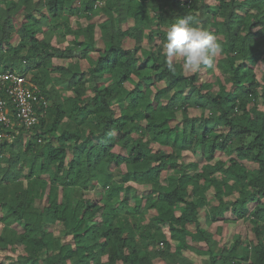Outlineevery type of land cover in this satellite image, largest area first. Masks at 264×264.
I'll list each match as a JSON object with an SVG mask.
<instances>
[{"label":"trees","instance_id":"obj_1","mask_svg":"<svg viewBox=\"0 0 264 264\" xmlns=\"http://www.w3.org/2000/svg\"><path fill=\"white\" fill-rule=\"evenodd\" d=\"M186 17L222 46L218 89L207 66L165 68L167 28ZM1 66L30 69L49 104L1 161L0 251L17 264H264V0H0ZM189 147L203 162H184ZM131 181L146 186L133 205ZM208 207L210 225L250 220L241 254V240L215 252Z\"/></svg>","mask_w":264,"mask_h":264},{"label":"rangeland","instance_id":"obj_2","mask_svg":"<svg viewBox=\"0 0 264 264\" xmlns=\"http://www.w3.org/2000/svg\"><path fill=\"white\" fill-rule=\"evenodd\" d=\"M80 3V1H79ZM86 17L83 16H74L73 20H72V26L73 28H76V26L78 24L85 26L87 24L86 22ZM97 21H99V19H97ZM51 24V28L53 30V41L56 42V39L59 38L61 31L63 30L61 27H57L56 24L50 23ZM46 26H43L42 28H45ZM47 30V29H46ZM44 33L40 34V37H43ZM98 38V37H97ZM70 39V36H67V40ZM99 40V39H98ZM97 40L96 44H99V41ZM129 44L131 42H128ZM215 67H206L203 68L201 70V78L204 81H211L213 84V88L218 89L219 87V83H218V79H217V71L214 69ZM258 75H260V72L258 70ZM65 94H70L71 92H66L64 91ZM165 102V101H163ZM263 108V107H261ZM189 112L191 115H199L202 111L200 109L197 108H190ZM179 116L181 117V112H179ZM245 140H248V138H244ZM31 140V134H24L23 138H21V140H18L17 142H14V144H8L5 146V148L0 151V166H1V161L2 159H5L9 156L10 152L9 149L12 147L13 150H19V149H25L28 147L29 141ZM46 140H48V136L46 137L43 136V140L38 142V144H43ZM13 143V142H12ZM155 148H162V149H166V150H172L174 149L173 147H165V146H160L157 143H153ZM190 149H187L184 151V162H186L187 164L189 163V161H199V162H203V150L202 147H198L197 150H195L193 152V149L191 147H189ZM218 157H222V159H229V155L226 154H218ZM116 180L120 181L121 177L116 175ZM125 186H127V190H125L124 194L126 195L127 199L130 200L131 204L133 205L135 202L136 197L142 195V193L144 192V190H146V186L140 184V183H136V182H128ZM85 196L90 198V199H94L96 198L97 200L99 198H101V196H103V190L100 188H96V189H91V190H87L85 191ZM211 206V203H209V207ZM209 207L207 208V210H205V212L203 211L202 213V219L204 220V225L205 227H207L209 230L212 231V233L217 234L216 240H215V245H214V249L215 252L218 250H221V248L223 246H228L230 244H233L235 241L237 240H241L243 241L242 245L239 246L238 248V253L241 254L242 253V249H243V245L244 242H249L250 240H252L254 238V231H253V225L251 224L249 219H237V220H233L230 218L229 222H224L223 220H217L214 221L211 225L208 224L210 223L207 218V214L209 212ZM252 209V208H251ZM221 226L222 230L219 232L217 230V228ZM51 230L54 233V236H56L57 238L61 239L64 242H70L71 240V234L67 233V230L64 228V226L61 223L52 225ZM217 232V233H216ZM175 241L173 242V250L175 248ZM21 251L17 250H13V249H7L5 251H0V264H17V256L19 255ZM188 253V256L191 257V259L193 260V264H204V258H207L205 256H200V255H196L194 253Z\"/></svg>","mask_w":264,"mask_h":264},{"label":"built area","instance_id":"obj_3","mask_svg":"<svg viewBox=\"0 0 264 264\" xmlns=\"http://www.w3.org/2000/svg\"><path fill=\"white\" fill-rule=\"evenodd\" d=\"M32 77V71L24 66L22 70L0 67V143L14 142L46 116L48 101Z\"/></svg>","mask_w":264,"mask_h":264},{"label":"clouds","instance_id":"obj_4","mask_svg":"<svg viewBox=\"0 0 264 264\" xmlns=\"http://www.w3.org/2000/svg\"><path fill=\"white\" fill-rule=\"evenodd\" d=\"M222 51V46L212 33L193 25L190 17H186L167 28L160 55L164 57V65L169 73L177 72L176 61L179 59L180 70L192 74L202 66L211 67Z\"/></svg>","mask_w":264,"mask_h":264},{"label":"crops","instance_id":"obj_5","mask_svg":"<svg viewBox=\"0 0 264 264\" xmlns=\"http://www.w3.org/2000/svg\"><path fill=\"white\" fill-rule=\"evenodd\" d=\"M221 227V226H220ZM220 230H222V227H221V229ZM215 240H216V237H215Z\"/></svg>","mask_w":264,"mask_h":264}]
</instances>
